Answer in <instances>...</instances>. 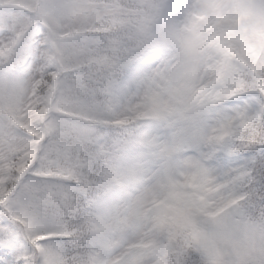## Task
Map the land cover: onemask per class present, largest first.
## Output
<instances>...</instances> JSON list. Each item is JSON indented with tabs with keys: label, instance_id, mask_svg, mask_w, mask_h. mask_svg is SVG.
<instances>
[{
	"label": "snow or ice",
	"instance_id": "6c2138e0",
	"mask_svg": "<svg viewBox=\"0 0 264 264\" xmlns=\"http://www.w3.org/2000/svg\"><path fill=\"white\" fill-rule=\"evenodd\" d=\"M0 264H264V0H0Z\"/></svg>",
	"mask_w": 264,
	"mask_h": 264
}]
</instances>
